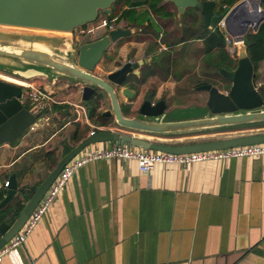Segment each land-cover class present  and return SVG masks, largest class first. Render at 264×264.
Segmentation results:
<instances>
[{
	"label": "crops",
	"instance_id": "obj_1",
	"mask_svg": "<svg viewBox=\"0 0 264 264\" xmlns=\"http://www.w3.org/2000/svg\"><path fill=\"white\" fill-rule=\"evenodd\" d=\"M167 3L163 1L166 7ZM126 8L120 5L118 15ZM146 9L139 7L138 11ZM146 25L130 23L129 29L133 33ZM160 48L147 49L146 56L127 58L143 63L130 75L136 80L130 78L118 92L126 108L134 104L132 110H138L148 95L157 102L164 98L160 94L165 86L173 89L177 85L170 74L155 92H148L159 69L166 67L169 74L174 61L167 53L162 55ZM41 87L53 98L51 110L43 114L48 118L43 127L0 145V191L9 188L10 184L7 188L4 184L12 177L18 186L10 210L0 214V231L5 233L18 217L19 203L27 202L20 189L40 185L67 152L92 131L105 130L98 125L88 127L97 121L90 118L88 105L82 101L83 87L71 91L74 85L58 81H45ZM125 87L134 93L132 101L123 94ZM207 99L203 105H194L202 114L192 118L207 115L203 109ZM166 101V119L179 120L168 118L177 105ZM132 134L168 144L208 141L199 138L216 135ZM0 264H264V155L195 161L186 166L159 163L146 172L133 159L90 163L72 177L26 243L9 252Z\"/></svg>",
	"mask_w": 264,
	"mask_h": 264
},
{
	"label": "water",
	"instance_id": "obj_2",
	"mask_svg": "<svg viewBox=\"0 0 264 264\" xmlns=\"http://www.w3.org/2000/svg\"><path fill=\"white\" fill-rule=\"evenodd\" d=\"M178 8L180 14L187 8L199 9L204 21L210 26L219 0H166ZM249 1H252L250 4ZM117 0H0V25L7 27L58 31L69 33L79 26L97 20L100 11L111 15L112 6ZM241 0L224 17L226 32L238 44L230 50L238 56L234 69L219 67V73L230 87L226 91L212 83L197 88L208 92L205 108L207 115L185 120H167L168 104L165 98L153 101L148 95L141 107L139 116L129 117L122 108L119 98L120 88L127 83L142 61H127L119 69L112 71L107 78L95 74V69L108 48L116 41L131 35V29L117 28L102 37L80 42L76 37H58L55 35H26L20 32H0V42L25 40L31 46H12L0 43V55L18 59L28 67L15 69L14 73L24 78L41 76L50 82H57L53 74L67 76L83 84L82 101L89 105L90 98L101 90L108 94L112 109L104 111V116H113L116 129L94 132L67 152L50 171L36 191L31 195L20 211L11 228L0 238V249L8 244L24 227L31 214L42 200L48 188L53 184L63 167L74 157L91 145L99 143L127 144L145 150H158L171 153H191L219 150L252 144H264V133L242 135L216 140L185 144L154 142L132 133H151V135L191 134L200 132L227 131L230 127L264 123V97L255 80V65L251 61L245 36L250 27L256 31L264 21L263 1ZM47 43L51 49L35 50L34 43ZM8 47V49H6ZM59 48V49H58ZM49 53H54L55 57ZM24 87L0 78V145L17 141L35 122L36 116L25 106ZM123 94L133 98L128 88ZM6 196L0 201V211L6 207L17 192V181L12 177Z\"/></svg>",
	"mask_w": 264,
	"mask_h": 264
},
{
	"label": "rangeland",
	"instance_id": "obj_3",
	"mask_svg": "<svg viewBox=\"0 0 264 264\" xmlns=\"http://www.w3.org/2000/svg\"><path fill=\"white\" fill-rule=\"evenodd\" d=\"M122 4H115L112 6L113 11L112 14L118 15L117 11ZM167 8L175 13L174 17H158L157 15H153L154 19L157 21L156 23L159 24L161 27V36L160 33L157 30L153 29H145L142 30L134 29L133 33L129 36H126L116 42H114L106 51L104 54L102 60L99 62L98 66L95 69V74L107 78L108 73L112 71V69L120 68L122 65L125 64L127 61V58H136L140 56H146L147 49H154L159 47L162 52V55L168 54L170 58H173V63L169 66L171 69H169V74L167 73V68H160L159 69V76L155 79L154 83H151L150 88L148 89V92H155V88L157 86H161L162 82L168 78V76L171 74V78H174L177 80V85L175 88H171V86H165L163 89V92L160 94V96H163L164 98L168 100L169 104L172 106V102L177 105L176 108L173 109L172 112L168 113L169 119H179V120H185V119H192V117L198 116L202 114V112L194 105H203L206 101V98L208 97V92L205 90H199L197 88L198 83L203 82H210L216 86H218L221 89H227V80L221 79L218 75L215 74V68L211 66L209 63L208 56L205 55L204 51V42L202 40L196 39L192 40L187 43H176L179 40V37H181L183 30L186 26V22H193L195 19L199 22L202 21L203 14L200 10H197L193 14H189L186 17H184V14L186 11L182 14L179 13L178 8L175 6L174 3L169 2L167 3ZM109 17V15H106L102 10L100 11L99 17L97 19H101L104 17ZM253 27H250L249 31H253ZM0 32H20L26 35H34V34H43V35H55L58 37H73L76 41V34H73L72 32L69 33H63L58 31H43V30H36V29H27V28H17V27H7V26H1L0 25ZM159 33V34H158ZM106 34V29H100L94 36H81L82 41L80 42H87L96 40L103 35ZM159 40V41H158ZM168 43L172 44L168 46ZM1 44H8L12 46H31L28 42L25 40L20 41H13V42H0ZM41 45L45 46L46 48H52L51 45H48L47 43H40ZM161 44H164L166 49L161 46ZM235 45H228L227 44V50L234 62H237L238 64V56L235 53H230V50L234 48ZM59 49V48H58ZM140 50V51H139ZM140 52L139 55H137V52ZM167 53V54H166ZM235 59L237 61H235ZM185 65L184 68L182 65ZM233 66V65H232ZM24 67H28V65L24 64L18 59H14L7 56H1L0 55V74L11 76L16 79H20L22 81H25L27 83H32L35 86H42L44 85L45 81H48L44 79L41 76H34L32 78H24L18 74L14 73L15 69H24ZM186 67V68H185ZM180 69H183L180 70ZM258 71V78L256 79V83L259 85L264 84V62L260 64V66L257 68ZM53 74L58 78V82H66L71 85H74V89L72 90H79L83 87V84L79 83L76 84L77 81L68 78L67 76H62L59 74ZM211 78H209L210 76ZM0 78L3 80L11 81L9 78H4L0 75ZM131 82L136 80L133 78V76L129 77V80ZM133 78V79H132ZM256 78V77H255ZM173 80V79H171ZM15 82V81H14ZM17 83V82H15ZM18 84V83H17ZM74 91V92H75ZM173 92L171 97H168V95ZM27 93V90H24V95ZM101 102H100V111L104 112L107 110L112 109L111 100L107 93L104 91H101ZM147 93V91H146ZM133 98H131L132 101ZM130 100V99H129ZM25 101L28 102L29 100L25 98ZM130 108H126V106L122 105L124 113H126L127 116L133 117L136 116L138 113V110H132L134 104H129ZM180 105H189L191 107H178ZM110 117V123L108 125H101V120H98L95 125L94 122H91L93 124L92 126H89V128H93L94 126H97L102 129H107L109 127H117L115 119L113 116H105ZM103 122V121H102ZM87 127V128H88ZM86 128V130H87ZM89 130V129H88ZM227 131H219L220 133L217 134V131L215 132H209L216 135H209L205 138H199L201 140H210V139H223V138H229V137H236V136H242V135H251V134H259L264 133V123H256V124H248L243 126H237V127H230L226 129ZM138 133V132H136ZM141 133V132H140ZM203 133V132H200ZM208 133V132H205ZM191 134H198L191 133ZM147 136L151 135V133H146ZM154 135V134H153ZM181 135H187L184 133H177L174 135H155V136H162V137H170V136H181ZM142 138H152V137H145L141 136ZM152 140H157V138H152Z\"/></svg>",
	"mask_w": 264,
	"mask_h": 264
},
{
	"label": "built area",
	"instance_id": "obj_4",
	"mask_svg": "<svg viewBox=\"0 0 264 264\" xmlns=\"http://www.w3.org/2000/svg\"><path fill=\"white\" fill-rule=\"evenodd\" d=\"M219 25L221 28L225 29L224 18ZM117 28H130V22L127 19H121L119 15L114 17L107 16L86 25L79 26L71 32L76 34V37L82 41L81 36H94L100 29H106V33H108ZM227 44L236 46L237 42L232 37H227ZM22 86L27 90L24 99L27 98L29 100L31 111L36 116L35 122L29 126L28 131H35L36 129L43 127L45 120L48 119L47 117H44L43 114L51 110L53 98L41 86H35L32 83H27V85ZM260 86H262L261 83H259V85L257 84V87ZM94 132L95 131H92L91 134ZM262 155H264V144H252L191 153H171L158 150H145L127 144H112L104 148L88 147L63 167L60 174L48 188L24 227L8 244L0 249V263L9 252L26 243L30 234L41 222L45 213L56 201L61 194V191L69 183L72 177L78 170L90 163L103 159H133L138 162L139 168L146 172L159 163H176L186 166L195 161L227 160ZM9 184V181L5 182L4 188H7Z\"/></svg>",
	"mask_w": 264,
	"mask_h": 264
},
{
	"label": "trees",
	"instance_id": "obj_5",
	"mask_svg": "<svg viewBox=\"0 0 264 264\" xmlns=\"http://www.w3.org/2000/svg\"><path fill=\"white\" fill-rule=\"evenodd\" d=\"M164 0H117L115 4H123V6H127L126 9L121 11V14H119V17L121 19H127L131 25L133 26H141L144 25L145 22H147V27L145 29H153L157 30L159 33H161V27L158 23H156L154 16L157 15L158 17H174L175 13L171 10H169L164 4ZM220 3L216 7L214 15L211 19L210 26H207L205 24L204 19L202 21H197L196 19L193 22H186V26L183 30V33L181 37H179V40L176 43H187L192 40H202L204 42V51L206 56L209 58V63L211 66L215 68V74L221 77L223 79L222 75L219 73V67H226V68H235L237 64L232 60L228 50H227V35L226 31L221 28L219 25L222 19L225 17V15L229 12V10L236 5L241 0H219ZM263 1V9H264V0ZM139 7H145L147 8L143 12H139ZM199 9H195L192 7H189L186 9V13L184 14V17H186L189 14H193ZM202 13V12H201ZM116 15L111 14L109 17H114ZM204 18V15H203ZM158 33V34H159ZM245 43L247 44V50L248 55L255 65V73L256 78H258V67L262 62H264V21L260 24L258 29L255 31H248V33L245 36ZM168 46L172 45L168 43ZM159 47V46H158ZM233 65V66H232ZM153 70L151 74H153ZM210 76V75H208ZM210 76L209 78H211ZM145 78H143L142 82L145 81ZM257 81V80H256ZM210 83V82H203ZM202 83H198V85H201ZM22 85V84H21ZM228 88L230 87V84H227ZM259 91L264 97V84L259 87ZM100 102H101V93L100 90H97L92 97L90 98L89 105H88V113L91 119L93 120H101V125H108L110 123V117H105L102 113V111L99 110L100 108ZM25 106L29 109H31L30 102L25 101ZM103 121V122H102ZM59 162V161H58ZM57 162V163H58ZM57 163L54 166H52L53 170ZM39 186V185H38ZM38 186L34 187H23L20 189V193L23 195L25 202L28 201V199L31 197V195L36 191ZM8 189V188H7ZM7 189H4L3 191H0V201L3 200V198L6 195ZM11 204H8L6 207H4L0 214H2L5 211L10 210ZM24 203L20 202L17 206V209L15 210L16 214L19 215L20 211L24 207ZM5 233V230L0 231V238Z\"/></svg>",
	"mask_w": 264,
	"mask_h": 264
},
{
	"label": "bare ground",
	"instance_id": "obj_6",
	"mask_svg": "<svg viewBox=\"0 0 264 264\" xmlns=\"http://www.w3.org/2000/svg\"><path fill=\"white\" fill-rule=\"evenodd\" d=\"M253 1L256 2V0H253ZM255 2H254V3H255ZM249 3L251 4L252 1H249ZM259 15H263V16H264V12H263V11L260 12ZM237 44H238V43H237ZM237 44H236V45H237ZM33 48H34L35 50H40V51H42V50L49 51L45 46L41 45L40 43H34ZM6 49H8V47H7ZM49 54H50L51 56L55 57V54H54V53H49ZM0 75H2V74H0ZM2 76L11 77V76H7V75H2ZM11 78H13V77H11ZM13 79H14V80H18L19 83H21V84H23V85H27V82H25V81H22V80H20V79H16V78H13Z\"/></svg>",
	"mask_w": 264,
	"mask_h": 264
},
{
	"label": "flooded vegetation",
	"instance_id": "obj_7",
	"mask_svg": "<svg viewBox=\"0 0 264 264\" xmlns=\"http://www.w3.org/2000/svg\"><path fill=\"white\" fill-rule=\"evenodd\" d=\"M93 41V40H92ZM87 42H90V41H87ZM153 98V97H152ZM154 101V100H153ZM142 105V104H141ZM141 105L138 107V113H137V115L136 116H139L140 115V113H139V108L141 107Z\"/></svg>",
	"mask_w": 264,
	"mask_h": 264
}]
</instances>
